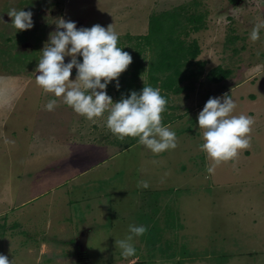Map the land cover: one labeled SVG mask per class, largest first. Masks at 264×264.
<instances>
[{"label":"rangeland","instance_id":"obj_1","mask_svg":"<svg viewBox=\"0 0 264 264\" xmlns=\"http://www.w3.org/2000/svg\"><path fill=\"white\" fill-rule=\"evenodd\" d=\"M180 7L205 14L204 28L185 37L205 64L197 94L175 98L180 111L169 112L179 117L177 147L154 154L125 137L116 140L122 149L105 152L102 144L117 137L108 111L88 120L37 84L43 47L59 18L78 29L112 24L118 43L133 47L126 37L145 35L151 15ZM12 8L32 12L30 30L12 25ZM257 17L264 0H0V254L13 264H81L77 240L85 235L86 264H264V29L258 41L249 38ZM218 66L231 74L214 84L205 75ZM189 70L178 66L174 83L187 85ZM146 81L141 75L135 86ZM108 87L113 103L128 96ZM224 94L235 115L253 117L251 147L210 174L197 117ZM51 99L57 107L49 112ZM142 180L148 188L137 186ZM130 224L147 231L124 258L115 241Z\"/></svg>","mask_w":264,"mask_h":264},{"label":"clouds","instance_id":"obj_2","mask_svg":"<svg viewBox=\"0 0 264 264\" xmlns=\"http://www.w3.org/2000/svg\"><path fill=\"white\" fill-rule=\"evenodd\" d=\"M7 15L18 31L33 27L31 11L12 8ZM56 27L41 51L42 58L36 69L39 75L35 77L37 84L46 93L62 97L65 104L88 120L102 117L107 110V128L121 140L138 138V143L154 154L174 150L178 141L172 126L162 123L167 100L159 87L144 86L140 93L132 91L116 103L106 92L111 81H117L119 90L118 77L132 63L131 55L118 47L119 34L112 24L107 28L96 24L78 29L75 22L59 18ZM262 29L264 17H257L249 36L252 42L260 39ZM78 55L82 57V63L77 61ZM66 56L71 58L68 63H65ZM73 68L76 69L74 81L70 80ZM56 107L57 100L51 99L45 110L51 112ZM236 107L231 96L224 94L210 97L198 114V126L204 130V142L199 150L213 161L207 169L210 174L214 173L216 165L235 160L242 150L251 147L250 134L255 121L245 114L235 115ZM5 143L14 141L5 139ZM137 186L146 189L149 184L142 180ZM146 231L144 225L130 224L128 234L115 241L124 258L136 254L133 239ZM0 264H13V261L0 254Z\"/></svg>","mask_w":264,"mask_h":264},{"label":"trees","instance_id":"obj_3","mask_svg":"<svg viewBox=\"0 0 264 264\" xmlns=\"http://www.w3.org/2000/svg\"><path fill=\"white\" fill-rule=\"evenodd\" d=\"M195 4L196 2L193 5ZM181 9L180 14L172 9L169 10L171 12L164 11L151 15L145 35L126 37V42L136 41L133 47H123V42L118 43V47L122 46V50L128 52L132 57V63L118 77L122 94L126 92L128 95L132 92V89L136 87L135 81L141 75H145L147 79L145 86L159 87L160 91L164 90L173 94H181L185 90H192L195 82L203 76L205 63L196 61L200 51L198 45L196 41L186 42L185 37L190 32H198L204 28L205 14L198 12L187 14L183 12L182 7H180ZM153 48L155 49L153 50ZM155 50L158 54H155ZM178 66L187 70L190 69L189 76H186L189 83L183 85V87L181 84L174 83L180 81L177 80ZM230 74V70L218 66L209 70L205 78L214 84H219L226 80ZM109 83L112 84V87H116L117 81ZM136 140L132 144H135ZM81 255L85 254H78V257L80 258Z\"/></svg>","mask_w":264,"mask_h":264},{"label":"crops","instance_id":"obj_4","mask_svg":"<svg viewBox=\"0 0 264 264\" xmlns=\"http://www.w3.org/2000/svg\"><path fill=\"white\" fill-rule=\"evenodd\" d=\"M198 82L199 81H197V82H195V84H194V88L192 89V90H190L189 89V91L188 90H185V91H183V92H181V94H173L172 92H166V91H164V90H161L160 92H161V95L167 100V105H166V116H169L168 118L166 117V116H164V114L162 113V117H163V124L164 125H171L172 126V124L174 125V121H176L177 119L176 118H179V117H174V115H171L169 112H174V111H180V102H178V100H176L175 98H183V100H185V101H190L193 97H194V95H196L197 94V90H196V84H198ZM146 84H147V82H146ZM185 85V84H184ZM182 87H183V85H181ZM142 89H143V87H140V86H136L135 88H133L132 90L133 91H137V90H139V91H142ZM193 94V96H191ZM180 96H182V97H180ZM177 102V105H174V103H176ZM183 111H189L188 110V108L187 109H185V107L183 108ZM168 113V114H167ZM176 113V112H175ZM181 117H183V115L182 116H180V118ZM182 119V118H181ZM180 119V120H181ZM174 122V123H173ZM95 127H97V126H95ZM115 141H112V140H110V141H112V142H110V144L108 145V146H110V147H108V146H106V145H103L102 144V147L103 148H105V152H106V148H109V149H118V151L120 150V149H122V146H119V145H121L118 141H116V140H121V139H119L118 137H116V139H114ZM103 142H105V141H103ZM99 147H101V146H99ZM121 147V148H120ZM127 147H129V146H127ZM78 171H76V172H72L71 174H72V176L71 177H73L74 178V174L75 173H77ZM70 174V175H71ZM69 177V176H68ZM55 185V184H54ZM19 193H20V191H19ZM42 250H43V248H42Z\"/></svg>","mask_w":264,"mask_h":264},{"label":"water","instance_id":"obj_5","mask_svg":"<svg viewBox=\"0 0 264 264\" xmlns=\"http://www.w3.org/2000/svg\"><path fill=\"white\" fill-rule=\"evenodd\" d=\"M77 245L79 247V254H85L86 253V249H85V235H82L77 240Z\"/></svg>","mask_w":264,"mask_h":264},{"label":"flooded vegetation","instance_id":"obj_6","mask_svg":"<svg viewBox=\"0 0 264 264\" xmlns=\"http://www.w3.org/2000/svg\"><path fill=\"white\" fill-rule=\"evenodd\" d=\"M80 263L81 264H86L85 255H81V257H80Z\"/></svg>","mask_w":264,"mask_h":264}]
</instances>
